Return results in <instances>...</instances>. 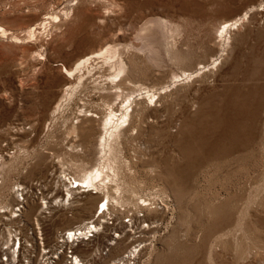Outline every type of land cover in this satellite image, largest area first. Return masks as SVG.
Masks as SVG:
<instances>
[{
    "label": "rangeland",
    "instance_id": "rangeland-1",
    "mask_svg": "<svg viewBox=\"0 0 264 264\" xmlns=\"http://www.w3.org/2000/svg\"><path fill=\"white\" fill-rule=\"evenodd\" d=\"M262 9L264 0H0V25L15 34L47 22L48 14L61 19L58 24L51 21L52 27L36 41L17 43L0 36V155L5 151L0 206L16 204L10 189L17 183L43 181L47 194L55 190L60 196L57 176L63 169L68 166L67 172L77 176L96 166L100 143L102 156L103 127L95 126L93 135L84 132L76 140L90 147L87 156L77 154L70 151L73 141L66 133L71 121L58 115L51 122L50 113L64 89L57 83L61 65L69 66L82 49L109 43L133 62L134 75L153 85L154 92H166L167 107L160 119L150 118L148 123H140L135 114L138 132L131 127L118 139L116 164L124 192L120 204L111 200L99 221L105 223L108 212L119 223L125 216L144 213L155 227L144 231L135 217L132 234L123 231L116 239L112 235L119 226L106 224L102 237L80 245L85 259L111 264L140 246L136 264H264ZM246 13L248 21L237 31L228 29L222 36L214 30L228 20L240 25ZM33 51L45 62L33 58ZM47 77L53 87L44 93ZM143 96L137 92L134 98ZM218 122L220 133L232 125L253 139L246 143L247 137L245 142L236 136L239 150L230 153L229 142H220L222 153L203 160L206 132ZM154 197L171 200L172 215L143 207ZM73 202L68 209L54 204L45 215L37 200L28 201L22 219L10 221L9 212V218L0 213V228H20L22 239L32 245L21 250L20 258L34 255V264H42L40 239L54 244L61 231L92 216L97 199L81 196ZM84 202L91 211H81ZM99 250L100 256L92 259ZM62 255L55 264H66Z\"/></svg>",
    "mask_w": 264,
    "mask_h": 264
},
{
    "label": "bare ground",
    "instance_id": "bare-ground-1",
    "mask_svg": "<svg viewBox=\"0 0 264 264\" xmlns=\"http://www.w3.org/2000/svg\"><path fill=\"white\" fill-rule=\"evenodd\" d=\"M64 14L66 16L69 15V13L66 11H64ZM45 19L47 20V22L41 21L36 24L30 25L24 32H20L19 34H15L11 30L0 25V36L5 38L10 36L17 43H22L23 41L25 42L36 41L38 39V36L42 34V31H47L48 27H52L51 26L52 22L58 24L61 21L59 16L53 13L48 14L47 18ZM241 20L242 23L240 25H238L237 20L223 21L222 23H220L219 27L214 28V30L216 31V33L220 31L222 36L224 33H228L229 30L237 31L240 28V26L244 25L245 20L248 21L247 13L243 18H241ZM49 30H51V28ZM171 31H175V27L169 30V32ZM21 36H24V39H22ZM168 51L170 52L171 50ZM32 57L38 59L39 62H45L46 60L44 56L38 51H33ZM177 61L179 60L177 59ZM199 65H201V67L205 66L203 62H200ZM135 70L136 69L134 68L133 62L131 60L128 61L127 59L123 58L119 50L115 49L114 45H111L109 43H105L104 45L98 46L96 48L91 47L88 49L87 48L82 49L81 52H79L74 57V60L69 66H65L64 64L61 65V73L58 76L59 78L57 83L59 85L62 84L64 89L62 90V92H60L57 95V102L55 103L54 101L52 104L50 121L55 122L58 119V115L67 120H70L71 125L67 128L66 133L68 137L72 138L73 142L69 145L70 147L69 149L74 153L85 156H87L90 153V147L87 148L81 144H76L75 143L76 140H78L84 132H89L90 134L93 135L96 129L95 126H99V127L102 126L105 132L104 133L105 135L102 138V142H104L102 148V156H101V143H100V153L96 166L90 170H81L79 173L80 175L77 176L72 175L74 177L73 178L74 180L70 182L71 185L76 183L81 185L82 187L83 186L86 187L87 188L85 191L86 194H83L84 196H89L90 198L97 199L94 213L92 214V216L90 214L88 216L89 218H85L81 222L82 224L78 226V229H85L87 227L88 221H91L95 217L99 209V204H101L102 202L106 201L107 207L111 206L110 205L111 200L112 201L114 200L115 201L114 203H116V205L120 204L119 199L121 198V194L124 192L125 182L120 176L119 169L116 164L117 154L119 153L118 139H120L121 135L127 132L128 129L131 127H134L133 131L136 130V132H138L139 129L138 126L133 125L134 124L133 117L135 116V114L138 116L140 123H148L147 121L150 118L158 119L160 117V113L163 112L165 106L163 100L166 97L165 96L166 92L165 93L154 92L153 85L151 86L147 82H144L142 80L143 78H140V76L134 75ZM45 80H46L45 86H43L42 89L44 88L45 89L44 93H47L48 92L47 90H50L53 87V82L50 79V77L49 78L47 77ZM89 85H91L90 86L91 89L88 87ZM37 88H39V85L37 86ZM101 91H103L104 94H101ZM137 92L138 93L144 92L145 96L139 99H135L134 96ZM151 103L154 104L153 108H149V106H152ZM157 104H159V107H156ZM170 106L171 105H168V107ZM153 111H157L158 113L153 114L152 113ZM237 114H240L239 111L237 112ZM216 124H213L211 128L209 127V131L206 132L209 136H205V140H203V156H202L203 160H205V158L206 159L210 158V156H216L217 154L222 153L220 146L218 145L220 142L226 140L227 143L229 142L230 151H228V153H230V152H237L239 150V147L235 139L236 136L243 138L244 139L243 141H245L244 137H247V142L245 141L246 143L252 141L253 139L252 134L241 135L239 134L241 133V131L236 129L234 126L228 124L227 125L229 126V129L225 128V130L227 129L228 132L224 130V132L220 133L218 130L221 127V125H219V122ZM20 129L24 130L25 128L23 126ZM7 152L8 153L5 154L11 157V153L9 152V150H7ZM3 154L0 155V164L2 163L3 159H5ZM64 165L65 164L61 162L60 166L64 167ZM68 169L69 168L67 166V169H63L60 176H57L59 179L58 183H61L62 186L61 188L62 195L57 196L60 202L59 204L56 205V207H61L64 209H68V207L74 203L73 201L71 202L69 198L67 199V203H65V194L66 196L72 197L73 194L78 193L76 191H73L72 189H69L70 186L66 184L67 183L66 171ZM58 183H57V187L59 189L60 184ZM15 186L19 187L21 185L17 183L16 185L12 186V189H10L11 193L13 194L12 196L14 197L13 202L16 204L6 203L0 206L1 214L2 212L10 213V219H9L10 221H11V213L15 212L13 211V207L17 206V204L19 205L18 192L14 191ZM110 190L112 191V193L110 192ZM75 202L78 201L76 200ZM27 204H28V200H27ZM27 204L26 206H23L24 210H26ZM51 205L52 208L55 207L53 204ZM51 207H47V209L50 210L48 211L49 213H51L52 210ZM90 209L91 206L87 202H84L81 205V211H83V213H85L87 210ZM44 211L45 210L41 208L40 213ZM22 212L23 211L20 210L21 214L19 215V217L21 219L23 217ZM109 214H110L109 212L106 213L105 216L106 221L102 220L105 223H100V221L97 220L98 221L97 224L102 229L100 234L103 233V230L106 228V224L110 223L109 219L115 221L114 218L115 216H110ZM37 220L38 219H36V221ZM146 220H148V217L146 218ZM144 222H145L144 219L143 220L140 219L139 225L142 227ZM132 223L133 220H131V226L129 227L130 229L132 228ZM37 225H40L39 222H37ZM146 226L149 227L150 223ZM119 228L122 229L121 226H119ZM151 228L154 227H149V229L144 228V231H148ZM11 229L7 227L0 229V252L4 251L3 249L5 246L7 249H10L9 246L11 242L10 239L12 238V233H13ZM73 230L74 227H70L61 231L60 235L56 236V242L55 243L53 242L54 244H52L48 240L44 242L45 239L44 237H42L40 239L42 240V242L40 243V245H42V248L40 249V253L41 251L43 253V255L41 254L42 257H44L45 252H47L46 247H49L48 254L50 255L48 256L46 254L47 260L57 258L58 261H60L63 258V255L59 254V250L64 247L72 248L74 246L71 235V232ZM38 233L40 234V236L43 235L41 231ZM128 234L131 235V233ZM60 242L63 243L60 245V247H58L57 245ZM14 245L15 244H13V246ZM20 247H21V242H20ZM77 247H75L74 250V254L76 256L74 257L73 261H70L71 264H83L81 263L82 260L78 259V257L80 258L86 257L83 255L82 249H80L82 247L80 246L78 248ZM140 248L141 247L139 246L137 249L140 250ZM138 250L128 249V251H125L124 254H122V256L115 258L111 264H136L137 263L135 262L137 261L136 257L140 252ZM4 253L10 255V257H8V261L10 262L9 264H13L16 260H18L19 263L20 255H18L16 259L14 258L15 255L13 252L12 254L8 251ZM29 255L28 257L23 256V259L27 260L28 264H34L35 262L34 255L33 256H29ZM97 255L98 253L96 252L93 255L92 259H95ZM55 261L53 262L51 261V263L55 264ZM47 263L49 264L50 261H47ZM91 264H95V262Z\"/></svg>",
    "mask_w": 264,
    "mask_h": 264
},
{
    "label": "built area",
    "instance_id": "built-area-1",
    "mask_svg": "<svg viewBox=\"0 0 264 264\" xmlns=\"http://www.w3.org/2000/svg\"><path fill=\"white\" fill-rule=\"evenodd\" d=\"M66 184H68L70 186L69 189H72L73 191H76L78 193H75L73 194V198L70 197V196H66L65 194V203H67V199L69 198L70 201L72 202L73 200H75V197L76 198H80L83 194H86L85 191H86V187H82L81 185L79 184H76L74 183L73 185H71V181H73L74 177L72 175H70L69 172L66 171ZM1 177V176H0ZM57 179V177H56ZM1 179H0V185H1ZM61 184V183H60ZM21 186L19 187H14V191L18 192V203L19 205L17 204V206L13 207V211H15L14 213H11V218L12 219H18L20 218L19 215L21 214L20 213V210L23 211L24 208L23 206H26L27 204V200L28 201H34V200H37L38 201V204L39 206L41 205V208H43L45 211V213H42V214H45V215H50V213L48 211L50 210H47V207H51V204H59L60 200H58L57 196L59 195H56L55 194V190L54 192H51L49 194L48 191L46 190L47 187H45V183L43 181H39V180H35L33 182H31L30 184H19ZM56 185H57V180H56ZM79 185V186H78ZM61 187V186H60ZM73 187V188H72ZM79 187V188H78ZM60 192H61V189H59ZM57 192V191H56ZM62 195V192L60 193V196ZM84 196V195H83ZM42 198H45V199H42ZM147 200V201H146ZM144 201V205L143 207L147 206V208L153 210V211H160L162 213H167V214H171L172 215V210H173V207H172V204H171V200L169 199H166V198H162V197H154L152 199H146ZM106 201L102 202L101 204H99V209L95 215V217L93 218V220L91 221H88V225L85 229H78V226L74 227V230L71 232V235H72V241H73V244L74 246L72 248L70 247H67V248H62L59 250V254H63V252H65V257H66V264H71L70 261H73L74 257L76 256L74 254V250H75V247L77 246H80V245H89L90 244H93L94 240H96L99 236H101V227H99V225L97 224L98 221L97 220H100L101 218V215L103 213H105L107 211V205H106ZM110 207V206H109ZM52 208V207H51ZM40 209V208H39ZM4 213V212H2ZM5 217L6 218H9L8 215L9 213H5ZM100 216V218H99ZM4 217V218H5ZM137 217L139 219H144V224H143V228L145 229H149V227H155L154 223L153 222H149L148 220H146V215L144 213H141V215L137 216L136 214L133 215H128V216H125L123 217V221L121 223L117 222L118 220H111L109 219L110 223L108 224L109 226L111 225H115V226H121V227H125L124 229H119L116 233H112V237H115L117 239H119V234L120 235H123V231H124V234L125 233H131L130 230V226H131V220H133L134 222V218ZM99 218V219H98ZM6 220V219H5ZM101 223V221H100ZM150 223V226L147 227L146 225H148ZM134 224V223H133ZM156 224V223H155ZM101 226V225H100ZM2 229V228H0ZM12 238L10 239L11 242H10V249H7L6 247L3 249L4 251L1 252L0 254V264H9L10 262L8 261V257H10L9 254H5L4 252L8 251L12 254V252L14 253L15 257L17 259L18 255H20L19 257H21V250L22 249H28V247H31L30 245H27L25 243V241L22 239V235H21V231L19 228H15L14 230H12ZM60 235V234H59ZM68 235V234H67ZM84 235V236H82ZM138 236V234L136 235ZM71 237V236H70ZM135 237V236H134ZM132 238V237H131ZM116 241V240H115ZM20 242H21V247H20ZM114 242V241H113ZM63 242H60L57 246L60 247V245L62 244ZM72 243V242H71ZM69 243V244H71ZM13 244H15L13 246ZM98 255L100 256L101 254V250H99L98 252ZM49 256L50 254H48V250L47 252H45V261L44 263L42 262V264H48L47 261H50L49 264H53L51 263V261H55L57 260V258H53V259H49L47 260L46 256L47 255ZM28 257V255H27ZM15 259V260H16ZM78 259H81L83 264H91L90 261L88 259H85V258H78ZM10 260V258H9ZM14 264H28L27 260H24V259H21L19 258V263H18V260H16L14 262Z\"/></svg>",
    "mask_w": 264,
    "mask_h": 264
}]
</instances>
